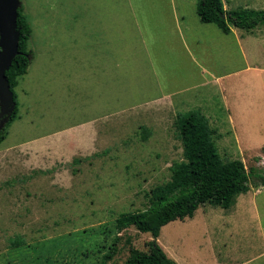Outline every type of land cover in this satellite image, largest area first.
Wrapping results in <instances>:
<instances>
[{
    "label": "rangeland",
    "instance_id": "obj_1",
    "mask_svg": "<svg viewBox=\"0 0 264 264\" xmlns=\"http://www.w3.org/2000/svg\"><path fill=\"white\" fill-rule=\"evenodd\" d=\"M20 1L33 57L15 87L18 116L0 144V264H124L133 248L147 251L151 233L134 226L119 232L116 219L146 208L152 188L185 159L179 112L207 116L224 161L264 171V26L225 34L200 21L198 0H175L195 62L181 36L171 44L165 24L152 25L169 0ZM223 2L225 9L264 8V0ZM151 25L155 42L148 43ZM106 50L122 61L110 86L98 79L113 62L96 55ZM148 53L163 60L162 87L141 62ZM126 74L147 79L146 92L126 87ZM217 75H225L220 83ZM203 78L211 84L193 88ZM171 90L191 102L159 120L140 117L144 105L130 103ZM142 124L152 126L149 133ZM95 125L92 150H80L88 143L83 131ZM53 141L58 150L49 153ZM157 241L179 264H264V186L239 194L230 208L201 205L193 217L164 225Z\"/></svg>",
    "mask_w": 264,
    "mask_h": 264
},
{
    "label": "trees",
    "instance_id": "obj_2",
    "mask_svg": "<svg viewBox=\"0 0 264 264\" xmlns=\"http://www.w3.org/2000/svg\"><path fill=\"white\" fill-rule=\"evenodd\" d=\"M196 11L203 22L216 24L226 34L231 33L233 27L252 31L264 26V8L241 6L225 9L223 0H198ZM18 29L19 53L7 71L16 107L9 122L0 129V144L6 138L8 126L18 116L15 87L20 77L28 72L33 57L32 50L28 49L32 27L22 5L18 9ZM175 124L185 159L172 166L168 182L152 188L146 208L121 213L116 219L119 232L134 226L139 231L150 232L153 237L147 251L133 248L124 264H179L157 241L164 225L176 219L193 217L206 203L230 208L239 194L252 186H264V171L255 167L248 170L240 159L224 161L221 158L214 142L215 130L202 111L179 112ZM111 252L116 253L117 248ZM110 257L111 254H107L106 261Z\"/></svg>",
    "mask_w": 264,
    "mask_h": 264
},
{
    "label": "crops",
    "instance_id": "obj_3",
    "mask_svg": "<svg viewBox=\"0 0 264 264\" xmlns=\"http://www.w3.org/2000/svg\"><path fill=\"white\" fill-rule=\"evenodd\" d=\"M166 2V0H164ZM168 5V9H164V10H160L158 9L157 12V20L152 24H156V23H164V34L167 35L168 38H170V36L172 35L173 37L171 39H169V42L172 44L173 40H174V36L180 38V36L182 37V44L185 47V51L189 53V55L193 58V60L196 62V58L192 55V50H191V42L189 39L186 40V35L183 36V32L185 30L186 33H189L190 31V27L188 25H183V21L181 19V13H180V9L177 5V2L175 0H169L168 2H166ZM199 16V15H198ZM200 18V16H199ZM200 21L202 23H206L203 22L201 19ZM147 23L149 24L150 21L147 20ZM147 26L146 27V34H147V39H145L146 42L148 43H153L155 42V40L153 39L155 37V32L153 30V26ZM219 28V27H218ZM220 29V28H219ZM221 30V29H220ZM222 31V30H221ZM223 32V31H222ZM224 33V32H223ZM232 33V34H231ZM231 33H229V35H234L235 31L233 30ZM192 34H193V30H192ZM226 34V33H225ZM235 36V35H234ZM168 41V40H167ZM237 44L239 45V39H237ZM98 57L100 56H107V57H113V62L112 64H110V60L108 61L107 64H104L102 66V72H103V76L102 77H98L99 80H105L107 82V85L110 86L111 81H113L115 79V72H116V68L117 66L122 65V61L117 59V52L116 51H111V50H106V51H98V53L96 54ZM145 56L143 58H141V62L142 64L147 68L146 71H150L151 73V77L154 78V84L155 87H162L165 82H167L166 80L168 79L166 76L165 71H162L158 68V65L163 61L160 59H157L155 57L154 54L152 53H148V55L146 56V58L149 59V62L146 60L145 61ZM147 64V65H146ZM150 65V67H149ZM113 68L114 71H113ZM202 70L203 67H201ZM134 69V68H127L126 73L129 74V72ZM142 70V69H140ZM136 71V69H134V72ZM130 76V75H129ZM127 74H126V87H133V89H144L146 92V89L149 87L148 85V80L143 78L142 76L140 77V79H136L135 78H130ZM223 76L217 75L214 77V81H217L220 83V80L222 79ZM212 82V78L210 79H206L203 78V80L200 83L195 84V87L193 88H205L207 85L211 84ZM128 83V84H127ZM137 91H133L132 96H134V94ZM184 92H179L176 90H171L168 92H162L160 93L157 97L152 98V99H140V100H130V103H132V105L136 104V105H144L143 109L141 110V116L143 117V112L146 113L147 116H149V113H152L150 115H154L157 120L163 118V113L166 110H171V111H178L181 107L183 106H188V104L191 102V96L190 97H186V96H182L181 94ZM126 96L128 98L129 96V91H126ZM196 96V95H195ZM194 97V96H193ZM197 97V96H196ZM150 117V116H149ZM138 118V117H136ZM146 125V124H145ZM100 128L104 127L102 125H99ZM147 126V127H146ZM144 126L143 124L141 125V127L147 132L149 133V128H152V126L150 125H146ZM149 126V127H148ZM69 129H66V133H68ZM83 134H85L88 138V143L83 142V145L81 146V148H79L80 150H86V151H91V148H88L87 146H92L89 143L93 142V139L98 136L99 133V129H98V125L94 126L93 128H86L83 131ZM93 138V139H92ZM41 138H35L33 140H30L24 144H34V142H38V140H40ZM95 141V140H94ZM77 149V148H76ZM45 150L47 152H51L53 153L54 151L58 150L56 148V141H53L52 143H50L49 145L46 146Z\"/></svg>",
    "mask_w": 264,
    "mask_h": 264
},
{
    "label": "water",
    "instance_id": "obj_4",
    "mask_svg": "<svg viewBox=\"0 0 264 264\" xmlns=\"http://www.w3.org/2000/svg\"><path fill=\"white\" fill-rule=\"evenodd\" d=\"M20 5V0H0V129L9 122L16 107L7 71L19 53L18 9Z\"/></svg>",
    "mask_w": 264,
    "mask_h": 264
}]
</instances>
